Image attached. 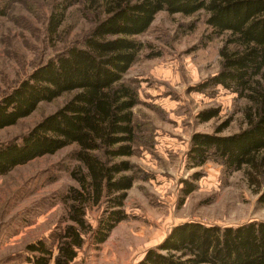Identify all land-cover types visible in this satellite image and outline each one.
<instances>
[{
    "label": "trees",
    "instance_id": "obj_1",
    "mask_svg": "<svg viewBox=\"0 0 264 264\" xmlns=\"http://www.w3.org/2000/svg\"><path fill=\"white\" fill-rule=\"evenodd\" d=\"M81 1L85 15H92L90 28L65 40L0 97L2 129L28 116L40 102L69 94L26 133L0 143V175L72 144V159L79 163L70 171L78 186L62 196L66 215L49 238L25 245L23 259L29 264H70L86 240L104 242L127 219L124 201L135 180L129 158L136 149L133 108L138 95L124 75L144 47L136 36L150 27L159 11H201L210 37L223 38L217 72L197 87L221 85L234 93L245 123L226 135L219 134L222 127L214 133H194L186 153L188 165L212 160L225 173L241 171L257 203L264 205V0ZM75 3L53 5L46 22L51 39ZM200 115L208 120L215 113ZM194 188L187 185L182 195ZM91 206L101 208L95 225L86 218ZM137 264H264V220L226 226L196 220L177 223Z\"/></svg>",
    "mask_w": 264,
    "mask_h": 264
},
{
    "label": "rangeland",
    "instance_id": "obj_2",
    "mask_svg": "<svg viewBox=\"0 0 264 264\" xmlns=\"http://www.w3.org/2000/svg\"><path fill=\"white\" fill-rule=\"evenodd\" d=\"M63 1L0 0L4 9L0 14V97L65 40L92 25V15H85L82 1L75 0L58 35L51 39L46 33L47 18L53 5ZM136 38L144 47L124 75L138 95L133 108L136 149L129 158L135 180L124 201L127 219L104 242L86 240L70 264H137L146 249L184 221L226 226L264 220V205L257 203L241 171L225 173L212 160L197 167L187 163L194 133H214L222 127L219 134L226 135L245 126L234 93L221 85L197 87L217 72L223 38L210 37L201 11L192 15L159 11ZM68 96L42 101L28 116L0 129V143L26 133ZM209 110L215 115L202 119L200 113ZM75 148L65 146L0 175V264H29L23 259L25 245L49 238L66 215L62 196L78 186L70 175L79 165L71 156ZM187 185L195 188L182 195ZM100 212L97 206L87 209L92 225Z\"/></svg>",
    "mask_w": 264,
    "mask_h": 264
}]
</instances>
